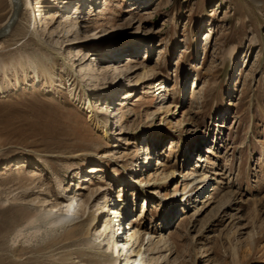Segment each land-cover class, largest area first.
<instances>
[{
    "label": "rangeland",
    "instance_id": "1",
    "mask_svg": "<svg viewBox=\"0 0 264 264\" xmlns=\"http://www.w3.org/2000/svg\"><path fill=\"white\" fill-rule=\"evenodd\" d=\"M32 1L0 40V264H103L73 232L15 239L43 200L92 193L168 239L157 264H264V0Z\"/></svg>",
    "mask_w": 264,
    "mask_h": 264
},
{
    "label": "bare ground",
    "instance_id": "2",
    "mask_svg": "<svg viewBox=\"0 0 264 264\" xmlns=\"http://www.w3.org/2000/svg\"><path fill=\"white\" fill-rule=\"evenodd\" d=\"M10 1L14 11L15 6L13 0ZM19 3L21 6V10L22 9L28 11L32 10L35 13V7L33 6L32 0H19ZM37 5L39 7L40 3L38 2ZM39 10H40L39 19L40 21H44L45 17L41 12L40 7ZM11 15L9 16L8 20L10 19ZM18 18L19 15L15 21V24ZM76 18L78 17L76 16ZM51 19L52 20L59 19V16L57 17V15L53 13V16L50 17V20ZM8 20L3 24V27L6 25ZM95 28H98V26L96 25ZM71 31L72 30H68L67 33H71ZM74 32L77 33V31H73V33ZM24 61H25L24 64L25 66H28L34 69L35 71L38 69V61L36 60V58L28 57L26 60L18 59L17 64L24 66L22 65ZM145 78H146L145 74L141 75L137 79V82H141L145 80ZM120 113L121 111L120 112L118 111L116 112L115 115ZM96 115L98 119H100V115L98 113ZM121 120L122 118L120 119V121ZM114 122H115L114 124L112 122V126L115 124L117 125L119 121H114ZM145 158L146 160L145 161L143 160L141 162L142 164L148 162V156ZM159 166L162 167L165 166V164L159 162ZM90 172L91 173L96 172V170H91ZM165 174L166 175L164 177L163 183L169 182L175 176V172L173 170H168ZM191 175L193 174H190L189 176ZM204 175L205 174H202L200 176V179H197L196 176L192 178L191 181L185 183V187L181 195L179 196V190H176L175 194L172 196L170 201H174L176 198H180L179 200L181 201H187L188 198H190L195 191L199 193L205 188H207L208 185L207 181L209 179L205 178ZM213 180H216V178H213ZM189 187L191 188L189 189ZM99 195H97L92 202L91 199L93 198L94 193H92L87 200H84L83 198L78 199V196L76 194L72 196H67L68 199L67 198L65 199V197L62 196L61 198L64 199L61 202H57L53 205H51V203H48V200L46 199L43 200L40 206L31 208L34 211L33 214L27 220V224L25 226L32 229L33 231H30L29 233L26 234L24 233L25 231L24 229L18 230V232L15 235L16 241L24 237H31V238L37 237L38 235L42 234L44 231L47 235L48 234H50L51 236L56 235V238L54 239V244H59L63 242V239H65L68 234L70 235V233L73 232L74 234H71V236L75 237L74 240L75 241L77 240L78 242L77 245L79 246L78 251L80 255L83 254L81 253L83 251H89V252L93 251L95 253L94 256L96 257L101 256L104 258L103 264H121L122 261L124 262L123 264H155L156 262L163 260L161 258L167 257L164 254V252H165V245L167 244L168 239L156 240L155 238H144L145 234L142 235V230H140L139 228H134L133 230H130L126 226L123 227V224L126 223V220L128 218V214L126 213L128 204L125 203V201L121 198L116 199V202L115 201L112 202L110 196H106L104 202L101 203L100 200H97L99 198ZM211 198L212 196H209L208 199L203 200L201 203H205V202L207 203L209 202V200H211ZM119 202H123L122 206L124 208H122L121 210H119ZM92 207H97L96 212L94 214L89 212V210ZM99 213L104 215L105 218L102 227H101V219L97 218ZM87 225L94 226V230H95L94 240L83 239L82 236L80 235L79 230H82L81 227L84 228V226ZM122 228L124 231L126 230L125 236H123L122 234ZM61 231H63V233L60 234ZM78 231L79 233H77ZM148 234L149 232L146 233V235ZM164 240H165L164 242L165 244L162 249V246L159 244ZM65 245L62 244L61 247H64ZM146 245H149L150 248L149 249L145 248ZM160 252H163V254ZM151 255L152 257H150ZM105 258H109V259L105 260Z\"/></svg>",
    "mask_w": 264,
    "mask_h": 264
},
{
    "label": "water",
    "instance_id": "3",
    "mask_svg": "<svg viewBox=\"0 0 264 264\" xmlns=\"http://www.w3.org/2000/svg\"><path fill=\"white\" fill-rule=\"evenodd\" d=\"M14 3V11L10 17V19L8 20V22L6 23V25L0 29V40H2L3 38H5L10 32L12 27L15 24V21L19 15V12L21 10V6L19 3V0H13Z\"/></svg>",
    "mask_w": 264,
    "mask_h": 264
}]
</instances>
